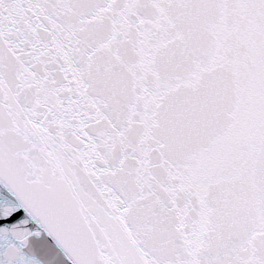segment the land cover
Instances as JSON below:
<instances>
[{"label":"snow or ice","instance_id":"snow-or-ice-1","mask_svg":"<svg viewBox=\"0 0 264 264\" xmlns=\"http://www.w3.org/2000/svg\"><path fill=\"white\" fill-rule=\"evenodd\" d=\"M0 264H264V0H0Z\"/></svg>","mask_w":264,"mask_h":264}]
</instances>
